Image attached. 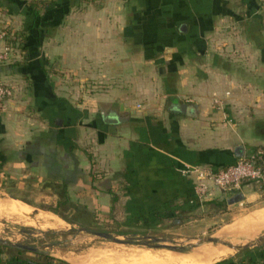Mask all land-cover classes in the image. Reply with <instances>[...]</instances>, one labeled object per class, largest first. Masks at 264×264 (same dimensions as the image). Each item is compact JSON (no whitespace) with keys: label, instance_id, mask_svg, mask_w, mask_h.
Wrapping results in <instances>:
<instances>
[{"label":"crops","instance_id":"obj_1","mask_svg":"<svg viewBox=\"0 0 264 264\" xmlns=\"http://www.w3.org/2000/svg\"><path fill=\"white\" fill-rule=\"evenodd\" d=\"M62 5L32 26L0 0L11 48L0 82L13 90L0 109L1 185L29 178L44 205L66 199V220L42 210L64 222L144 227L207 221L236 192L261 197L263 182L251 181L199 201L181 170L264 148V0ZM208 264H264V243Z\"/></svg>","mask_w":264,"mask_h":264},{"label":"rangeland","instance_id":"obj_2","mask_svg":"<svg viewBox=\"0 0 264 264\" xmlns=\"http://www.w3.org/2000/svg\"><path fill=\"white\" fill-rule=\"evenodd\" d=\"M37 4L41 6V2H37ZM8 41L13 51L15 48H19V35L16 39L15 35H10ZM262 151H264L263 147ZM261 166L264 168V158L261 162ZM27 179L28 181L22 180L16 182L5 180L4 184H0V238L12 243L31 244L40 247L52 255L49 256L47 254L51 258L49 259L50 263H53L54 260L59 261V259L64 258L70 261L73 259L79 260L77 256L82 257L83 253L92 248H103V250H107L108 248V250H110L112 248H132L134 246L136 248L150 250H163L162 248H155L143 244L124 243L123 238L126 236H135L137 239H147L148 236H168L177 243L183 244L187 242L194 243L196 241L194 238L213 235L233 245L239 246L256 240L264 234V223H261V227H257L258 222L249 223L244 228L243 233L241 232L234 236H224L222 234L225 227L239 220L248 218L257 211L263 209V195L250 203L243 199L239 202L229 204L224 201L215 212H211L213 214H207V221L192 222L188 223L186 226L183 225V227L171 221H166L153 227H144L137 223L132 225H124L120 222L105 223L103 221H96L95 219L92 220L90 216L85 215L80 216L84 220L86 219L85 221H78L75 223L64 222L57 217L56 221L51 220L49 222L38 217V213L43 210L40 206L44 205L42 202L44 201V189L40 188L35 181L29 178ZM13 199H17V201H13ZM4 202L5 204H24L31 207V212L25 215L22 213L4 212L6 211L3 208ZM203 213L206 214L207 212L203 211ZM72 217L74 216L72 215L70 218ZM92 231L110 233L118 239L112 241L109 238L93 234ZM190 235L191 237H186ZM48 243H54V245L47 246L46 244ZM227 250L228 254L224 257L234 254L235 251L239 249ZM0 254H2V263H5L9 258L13 257L23 260L24 264H26L25 261L29 259L35 262L38 261L39 263L46 262V259L37 253L2 244H0ZM82 260L83 257L79 261Z\"/></svg>","mask_w":264,"mask_h":264},{"label":"bare ground","instance_id":"obj_3","mask_svg":"<svg viewBox=\"0 0 264 264\" xmlns=\"http://www.w3.org/2000/svg\"><path fill=\"white\" fill-rule=\"evenodd\" d=\"M3 208L6 210L4 212L7 213L13 212L25 215L31 212V207L24 204H5L4 202ZM38 214V217L42 218L44 221H56V217L52 214L43 212ZM253 222H258L257 227H261V223H264V208L248 218L239 220L238 222L225 227L222 234L224 236H234L238 233H243L244 228L249 223ZM230 244L233 245L232 243ZM227 249L233 248L221 243L215 245H212L211 243L200 244L198 247L193 248L189 253H177L165 248H163V250H150L136 248L134 246L132 248L118 247L110 250H108V248L107 250H103V248H92L83 253L82 261L75 259L72 261L78 264H208L228 254Z\"/></svg>","mask_w":264,"mask_h":264},{"label":"built area","instance_id":"obj_4","mask_svg":"<svg viewBox=\"0 0 264 264\" xmlns=\"http://www.w3.org/2000/svg\"><path fill=\"white\" fill-rule=\"evenodd\" d=\"M6 35V31H0V63L7 62L11 58V48L3 42ZM12 94V87L0 82V109ZM261 154L262 151L258 150L252 155H241L234 162L221 167L186 165L181 171L193 177L195 195L199 201H203L213 189L233 192L238 191L246 182H264V168L257 163Z\"/></svg>","mask_w":264,"mask_h":264},{"label":"water","instance_id":"obj_5","mask_svg":"<svg viewBox=\"0 0 264 264\" xmlns=\"http://www.w3.org/2000/svg\"><path fill=\"white\" fill-rule=\"evenodd\" d=\"M106 121L109 123L110 127H113V125L118 121V119L115 118H107ZM243 199V194L241 192H236L232 197L229 199V203L233 202H239ZM93 234L109 238L112 241L117 240L118 238L116 236L111 235L110 233L106 232H97V231H92ZM196 241L194 243L187 242V243H177L174 239L168 237V236H148L147 239H137L135 236H126L123 238L124 243H136V244H143V245H148L152 246L155 248H165L172 250L177 253H189L193 248L198 247L200 244H206V243H211V244H217L221 243L226 246H231L233 249H244L250 246H255V245H261L264 243V234L258 237L256 240L250 241L249 243H245L242 245H231L230 242L224 241L216 236L209 235L206 237H199V238H194ZM0 244L9 246V247H15L21 250L25 251H31L34 253L38 254H44L47 255L49 254L48 251L31 245V244H23V243H12L10 241L4 240L0 238ZM47 246H53L54 243H48L46 244Z\"/></svg>","mask_w":264,"mask_h":264},{"label":"trees","instance_id":"obj_6","mask_svg":"<svg viewBox=\"0 0 264 264\" xmlns=\"http://www.w3.org/2000/svg\"><path fill=\"white\" fill-rule=\"evenodd\" d=\"M57 1L58 0H38V1L32 0L31 2H25L23 0L22 1L12 0V2H15L17 7L21 6L20 8L23 14L30 17V19L32 20V26H36V24L38 25L41 22H44V19H46V13H48L52 9V7L57 3ZM74 1L75 0H62V4H64L62 6L73 4ZM37 2H41V6H38ZM41 9H43L42 13L40 11ZM6 37H8V33ZM263 158H264V151H262L261 157L257 159V163L261 164ZM260 192L262 193L264 197V182L260 185ZM40 208L43 210H49L65 220L67 219L66 212L68 210V205H67L66 199L63 201L57 202L55 206L42 205L40 206ZM42 257L46 259L45 263L35 262L32 259L25 261V263L26 264H50L49 259L51 258L48 255H42ZM59 262H61L62 264H70L61 259H59ZM0 264H24V261L13 257V258H9L5 263H2L1 258H0Z\"/></svg>","mask_w":264,"mask_h":264}]
</instances>
